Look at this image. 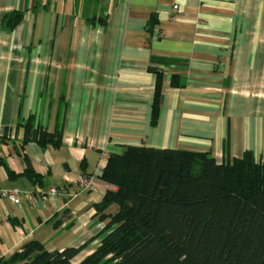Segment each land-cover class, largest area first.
Returning a JSON list of instances; mask_svg holds the SVG:
<instances>
[{
	"label": "crops",
	"instance_id": "crops-1",
	"mask_svg": "<svg viewBox=\"0 0 264 264\" xmlns=\"http://www.w3.org/2000/svg\"><path fill=\"white\" fill-rule=\"evenodd\" d=\"M13 11L24 18L10 30ZM130 145L264 160V0H0V182L34 197L0 198V259L99 234L113 188L101 174ZM82 176L96 189L81 190Z\"/></svg>",
	"mask_w": 264,
	"mask_h": 264
},
{
	"label": "trees",
	"instance_id": "trees-1",
	"mask_svg": "<svg viewBox=\"0 0 264 264\" xmlns=\"http://www.w3.org/2000/svg\"><path fill=\"white\" fill-rule=\"evenodd\" d=\"M23 18L13 11L4 26L14 29ZM161 100L158 74L153 124ZM25 125L37 136L30 121ZM38 137L43 146L50 142L45 131ZM101 178L113 188L97 205L106 221L99 234L53 251L31 240L0 264H76L97 239L77 264H264V160L251 151L218 162L207 152L130 145L108 157ZM113 205L116 210L107 212Z\"/></svg>",
	"mask_w": 264,
	"mask_h": 264
},
{
	"label": "built area",
	"instance_id": "built-area-1",
	"mask_svg": "<svg viewBox=\"0 0 264 264\" xmlns=\"http://www.w3.org/2000/svg\"><path fill=\"white\" fill-rule=\"evenodd\" d=\"M174 10L178 12L179 10V5H174ZM77 186L81 190H90L93 191L96 189L97 183L94 177L92 176H82L78 179L77 181ZM66 189H58L57 187H53L50 189V194L52 195H57L60 193L65 194ZM26 197L28 199H33V195L31 191L28 190H20V189H7L2 187L1 182H0V198L7 199L15 204H20L21 203V198Z\"/></svg>",
	"mask_w": 264,
	"mask_h": 264
}]
</instances>
